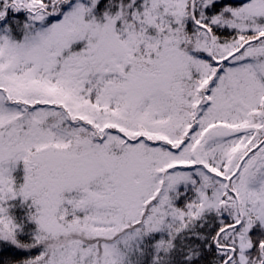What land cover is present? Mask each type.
I'll return each mask as SVG.
<instances>
[{
  "label": "snow or ice",
  "instance_id": "6c2138e0",
  "mask_svg": "<svg viewBox=\"0 0 264 264\" xmlns=\"http://www.w3.org/2000/svg\"><path fill=\"white\" fill-rule=\"evenodd\" d=\"M0 264H264V0H0Z\"/></svg>",
  "mask_w": 264,
  "mask_h": 264
}]
</instances>
